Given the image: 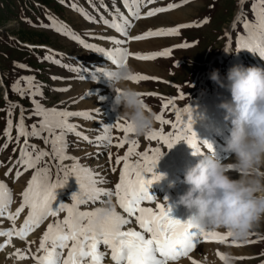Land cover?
<instances>
[{
  "label": "rangeland",
  "instance_id": "374dc122",
  "mask_svg": "<svg viewBox=\"0 0 264 264\" xmlns=\"http://www.w3.org/2000/svg\"><path fill=\"white\" fill-rule=\"evenodd\" d=\"M253 2L254 0H244L247 13L252 19H254L251 7ZM169 4L179 6L163 13H157L153 18L133 20V26L128 29V36L121 38L119 33L110 32L114 29L103 24L101 17L112 21L114 16L120 20L121 13L128 16L129 10L122 0H0V70L6 79V86L12 100L11 103L10 98L9 100L4 98L3 88L0 87V182L6 185L5 192L10 191L11 203L7 204L9 212H15L20 206L23 200L22 193L35 173V169H25L24 165L17 163L20 150L25 144V137L21 136L18 142L16 140L17 125L22 112L24 125L28 132L31 131L29 128L33 124L39 127L42 117L33 114L35 107L31 102L33 98L47 109L55 108L89 114L69 118V122L77 125L76 131L82 135L78 136L75 133L66 135V153L69 157H75L76 160H65L63 165L67 167L75 164L90 168L98 174L96 176L98 180L105 181V183L98 184V187L114 191V185L119 182L120 169L123 164V162L119 165L116 164V158L123 157L128 151V144H125L123 148L115 146L116 138L125 136V133L115 126L111 129L113 137L111 145L97 139L98 136L104 135L103 130L107 125H115L119 116L118 112L112 110L115 94L107 85L106 77L97 73L100 83L104 85L91 83L93 82L92 71L95 68L111 67L104 61L106 57L85 48L70 35L57 32L52 27L51 17H55L59 24L64 25L69 32L79 35L86 43L98 47L127 48L133 54H148L170 48L169 56L157 57L152 60H138L134 56H129L126 65L131 66L133 74L138 73L156 78L139 83L130 80L131 85L137 88L140 93L156 94L142 95L149 110L155 112L156 115L164 112L162 105L167 100H171L173 107L166 110L164 119L175 122L176 127H179L180 121L186 118L188 113L185 110L189 108L191 109L194 131L203 130L206 123H211V126L220 124L224 127L225 141L223 143H226L231 124L230 121L224 120L225 112L219 107V104L222 101L230 100L231 95L227 88H221L212 82L209 74L213 69H218L226 83L228 69L234 65H243L244 67H262L261 64L264 65V58L259 56V52L253 53L247 49L238 50L237 39L245 32L243 23L240 22L241 14L243 18L249 20L242 12L243 3L241 0H154L148 5L141 4L139 10L143 16L150 8L167 7ZM82 12L87 13L93 20L85 19ZM205 19L208 20L207 23H203ZM197 24L200 26L180 28L177 35L148 37L143 41L129 39V37L142 35L146 30L154 31L159 28ZM102 28L107 29L108 32ZM131 31H133L132 34ZM107 37H114L125 42L117 45L112 40L106 39ZM40 45L41 47H39ZM139 45L142 47L140 48ZM180 45L186 46L178 47ZM48 52L54 54L55 57ZM21 65L25 67H21ZM76 68H79L80 71H74ZM87 71H90V74ZM81 76L84 77L82 80L89 82L80 81ZM22 77L34 78L31 82V89H29L28 83L21 79ZM17 81H19L18 89H23L26 93L28 91L42 92V95L37 94L35 97H30L26 94L22 97L20 92L13 90L12 87ZM9 112H11L10 117ZM9 118L13 122L11 141L4 135ZM118 122L126 123L123 120ZM215 128L214 135L217 136ZM161 129L166 134L174 133L176 130L172 125L157 121L152 131L159 132ZM222 134L224 133L222 132ZM46 135L47 133H41L39 137L29 136L27 138L29 145H35L37 152L44 150L51 153V144H45L42 138ZM148 135L141 137H137L134 133L127 135L129 141H135L138 144L136 155L130 158L131 161L140 160L139 154L147 152L150 148L160 149L164 155L158 164L164 166L173 159L179 142L172 149H168L161 142L149 139ZM84 136H87L88 139L85 140ZM30 141L33 143L31 144ZM6 143L8 146L5 148ZM29 151L32 149L29 148ZM109 154H111V159H109ZM223 156V153L220 154V160ZM228 157L231 160L234 158L231 153H228L226 158ZM226 158L221 161L231 162ZM197 161L194 159L191 166ZM38 166L41 168L48 166L51 170L52 181H56L57 169L60 165L51 156L42 159ZM113 168L116 169L115 172L111 171ZM10 169L11 171H9ZM18 171L21 175L17 178ZM235 173V171H231L229 175L236 179L238 173ZM146 175L151 176V174ZM61 178H63L62 172ZM78 188L79 184L76 178L69 177L64 187L56 189V200L53 202V207L60 203H71V198L77 193ZM151 192L152 189L149 190L150 195ZM161 192L153 194L158 198H155L151 203L145 202L144 206L155 208L161 203L166 205L165 197H161ZM102 199L111 201L113 204L117 202L114 195L105 196ZM102 206L104 205L99 203L80 205V210H91ZM27 212L28 210L25 209L17 217L16 227L24 222ZM65 215L66 213H61L59 218L62 219ZM169 215L174 219V213L170 211ZM55 219V217H50L48 223H53ZM0 220L6 222L7 225L10 223L12 226V221H9L5 216L0 217ZM48 223L43 222L42 227L35 231L36 234L29 237L30 243L26 242L25 245V242L20 241L24 251L30 248L31 253H36L35 250L38 249L41 235L46 230ZM133 223L135 224L134 220ZM2 226L0 225V228L6 230ZM214 232L227 233L224 230H214ZM2 238L0 236V239ZM14 239L17 241L16 238ZM223 242L224 245L221 246L216 244L199 245L190 256L195 259V254L200 246L203 248L215 245L219 247L218 253L225 257V259H221L219 255L218 264H225L226 260H230V264H264V221H261L246 239L236 240L231 236ZM0 252V264H9L14 252L5 255L2 254L3 251L0 250ZM182 259L187 258L182 257ZM26 261L29 264H36L31 254L28 255ZM186 262L192 264L190 259H187Z\"/></svg>",
  "mask_w": 264,
  "mask_h": 264
},
{
  "label": "snow or ice",
  "instance_id": "6c2138e0",
  "mask_svg": "<svg viewBox=\"0 0 264 264\" xmlns=\"http://www.w3.org/2000/svg\"><path fill=\"white\" fill-rule=\"evenodd\" d=\"M125 7L129 10L128 16L121 13L118 21L115 16L112 21L101 17L103 24L115 29L124 36H128V29L133 26V20H139L146 17H153L157 13L172 10L179 5L169 4L167 7L149 9L143 14L140 13V5H148L154 0H122ZM244 0H241L243 3ZM75 8V5H73ZM253 21L243 18L241 14L240 22L243 23L245 32L237 39L238 50L247 49L253 53L259 52V56L264 58V0H254L252 3ZM82 11V10H81ZM82 14L85 19L92 21L93 18L87 13ZM52 19V18H50ZM205 19L203 23H207ZM190 26L200 25H179L177 27L159 28L157 30H146L142 35L129 37L130 40L143 41L148 37L171 36L179 34V29ZM235 26V25H234ZM52 27L57 32H62L65 35H70L72 39L78 41L87 49L94 50L97 53L103 54L112 64L116 66L125 65L129 56H134L138 60H152L157 57L169 56L171 49L166 48L163 51L152 52L148 54L130 53L127 48L117 47L115 49H104L91 43H86L79 35L69 32L66 27L52 19ZM103 38V37H102ZM115 44L121 45L125 41L107 37ZM180 45L178 47H185ZM228 50V49H226ZM59 63V61H56ZM21 67H25L21 65ZM74 71L79 72L76 68ZM97 73L103 75V68H95L92 71L91 79L96 81L99 77ZM84 79L83 76L80 77ZM28 83L29 89L32 88V80L34 78L22 77ZM132 82L139 83L140 81L156 79L142 74H133L129 78ZM19 81L14 84L13 90L20 92L21 96L26 94L30 97H35L36 91H28L18 89ZM140 95H156L155 93H140ZM182 98V97H181ZM33 114L42 117L39 127L36 124L32 125V131L28 132L24 125L23 112L21 113L19 124L17 125L18 135L17 142L20 137H25V146L20 150V156L17 163L25 166V169H35L34 175L28 182L27 187L22 193V203L15 212H6L7 204L11 203L10 191L5 192L6 185L0 182V217L6 215L9 221H12V227L7 230H0V236H5L8 239L5 244L11 243L13 235L19 237L21 241H26L30 232H33L49 217H55L53 223H48L47 228L43 233L39 242V247L36 253H31L30 248L26 251L17 249L13 255L19 259H26L31 254L32 259L36 264H103L110 250V259L113 264H168L169 261H176L181 257H189L202 240L215 238L221 242L231 237L232 234H220L211 230H206L203 227L193 223L192 219L186 222H181L178 219H173L169 213L170 207L166 204H158L155 208L143 206L145 202L151 203L155 197L149 194V187L162 179V174L156 172L159 160L164 153L160 149H148L147 152L139 154L141 159L131 161V157L136 155L138 144L135 141H129L128 134L133 133L131 126L126 122L124 124L118 121L121 118L118 116L115 125L110 124L104 128V135L98 136V140L106 141L111 145L113 137L111 129L113 126L125 133L124 138L117 137L116 147L123 148L128 144V151L123 157L116 158V164H122L120 169L119 182L114 185L113 189H105L98 187V184L105 183L103 180H98L90 168H84L78 165L65 167L63 161L73 160L75 157H69L66 153V135L68 133L77 132V125L70 123L69 118L89 115L86 112H72L58 109H47L34 98ZM173 107L172 101L167 100L162 108L165 110L156 116L157 121L162 124L172 125L176 130L174 133L166 134L163 129L159 132L152 131L148 138L157 140L166 145L168 149H172L178 142H185L193 149L192 154H203L201 145L206 147L209 152H214L213 146L207 141L200 142L197 134L192 129L191 109H186L188 113L186 118L180 121L179 127H176L175 122L164 119V114L167 109ZM9 117L11 112L8 113ZM12 120L9 118L7 127L4 130V135L8 140H12ZM59 130V132H57ZM41 133H47L43 136L45 144H51V153L40 150L36 151L35 145H29V136H41ZM87 140L88 137L84 136ZM7 143L4 145L6 148ZM29 148L32 151H29ZM51 156L57 164L60 165L57 169V178L53 182L51 178V170L48 166L39 167L41 160ZM111 159V154H109ZM11 171V169L9 170ZM111 171L115 172L113 168ZM61 172L63 178H61ZM146 174H151L148 177ZM7 175V173H6ZM21 175L18 171L17 178ZM74 176L79 184V191L71 198V203H60L53 207V202L56 200V189L65 186L69 177ZM115 196L119 208L122 212L116 209L108 216L101 218L99 212L101 207H95L91 210H80V205H95L97 203L105 205L107 200L102 199L105 196ZM167 197L165 198V201ZM28 210L27 217L23 225L17 229L15 221L22 212ZM61 213L66 215L60 219ZM133 219L138 226L137 228L129 227L133 223ZM193 228L198 229V233H191ZM195 237V239L193 238ZM252 242V241H249ZM30 243V242H29ZM5 244H0V249L5 247ZM65 250H67L65 254ZM221 259H225L222 254H219ZM192 264H198L195 259H192Z\"/></svg>",
  "mask_w": 264,
  "mask_h": 264
},
{
  "label": "clouds",
  "instance_id": "9594fccd",
  "mask_svg": "<svg viewBox=\"0 0 264 264\" xmlns=\"http://www.w3.org/2000/svg\"><path fill=\"white\" fill-rule=\"evenodd\" d=\"M103 75L115 94L112 110L137 137L147 136L156 126L157 115L131 85V66L107 67ZM209 78L231 95L219 107L225 112L224 120L231 124L226 150L234 158L225 163L212 152L203 153L186 169L182 183L187 188L177 203L191 213L193 223L204 229L224 230L234 239L244 240L264 221V68L234 65L228 69L226 83L218 69H213ZM231 171L238 173V178L233 179ZM114 210L115 205L107 201L99 216L103 218ZM203 264L216 262L208 258Z\"/></svg>",
  "mask_w": 264,
  "mask_h": 264
},
{
  "label": "bare ground",
  "instance_id": "6f19581e",
  "mask_svg": "<svg viewBox=\"0 0 264 264\" xmlns=\"http://www.w3.org/2000/svg\"><path fill=\"white\" fill-rule=\"evenodd\" d=\"M173 12V11H172ZM153 18V17H152ZM152 18H150V19H152ZM149 20V19H148ZM119 21V20H118ZM138 25V24H137ZM103 29V28H102ZM103 30H106L107 32H108V30L107 29H103ZM110 31V30H109ZM135 31V30H134ZM110 32H114V33H116V34H120V36H121V38L123 37L122 36V34L120 33V32H117V31H110ZM132 32L133 31H131V34H132ZM105 37V36H104ZM115 39H117V38H115ZM135 43V42H134ZM141 45H144V44H141ZM141 45H139V47L141 48L142 46ZM162 45V44H161ZM104 47V46H103ZM105 49H107L106 47H104ZM104 61H106L108 64H110L109 66H114V64H112L111 62H109L108 60H104ZM99 67V66H98ZM1 82V81H0ZM2 83V82H1ZM1 83H0V85H1ZM108 85V84H107ZM99 93V92H98ZM109 93V92H108ZM94 95V94H93ZM99 96L100 95H102V94H98ZM112 96V95H111ZM105 97V96H104ZM222 113V112H221ZM177 150L179 151V152H177V154H181V153H183L184 155L185 154H187V153H189L188 151L190 150L189 149V146L184 142V145L181 147V146H179L178 148H177ZM231 158H233V157H231ZM181 160L182 159H176V158H174L173 159V162H172V166L173 165H175V164H177L178 162H181ZM231 159H229L228 161H230ZM230 163V162H229ZM236 174V173H235ZM238 175V174H237ZM186 188H187V186L186 185H183L182 187H181V189L180 190H178V192H177V197L176 196H173L172 194H169V197H168V200H169V202L171 201V200H176V201H178V197H179V195L180 194H182L184 191H186ZM79 191V188H78V190H77V192ZM169 202H168V204H169ZM172 205V204H171ZM174 206V205H173ZM115 208H116V206H115ZM116 210L117 211H119L117 208H116ZM174 211H178V213H177V215H175V213H174V218H177L178 220H180L181 222H186V221H188L189 219H190V216H191V213H187V214H185V215H183V214H181V213H179V209L178 210H176V209H174V208H171V213H173ZM181 212V211H180ZM0 225H3L4 226V228L5 227H7V224H6V222H4V221H1L0 220ZM2 226V227H3ZM195 230H196V228H193V229H191L190 230V232L191 233H195ZM14 237V236H13ZM11 238V243L10 244H5V241L8 239L7 237L6 238H2V239H0V244H5V247L3 248V249H0L1 251H3V253L2 254H7V253H11V252H13L14 251V253L16 252V250L17 249H21L22 251H24L23 249H22V245H21V242L19 241V240H15L14 238ZM194 238V237H193ZM209 244H215V243H209ZM200 245V244H199ZM198 245V246H199ZM204 245H208V244H204ZM39 247V246H38ZM201 247V246H200ZM199 247V250H198V252L195 254V259H196V261L198 262V264H203V262H204V260L205 259H208V258H211V259H214L215 260V262H216V264L218 263V255H217V251L219 250V247L218 246H209V247H203V248H200ZM224 247V246H223ZM196 250V249H195ZM195 250L193 251V252H195ZM37 251V250H36ZM193 252L192 253H190L189 254V257H188V259H192L191 258V254H193ZM197 255V256H196ZM5 257V256H4ZM190 262V261H189ZM189 262H186V260L184 261V260H181V261H179V262H173V263H168V264H180V263H184V264H188ZM109 264V261L108 260H104V262H103V264ZM6 264V263H5ZM9 264H29V262H27L26 261V259H19V258H17V256H14L13 255V257L11 258V260H10V262H9ZM222 264V263H221Z\"/></svg>",
  "mask_w": 264,
  "mask_h": 264
}]
</instances>
